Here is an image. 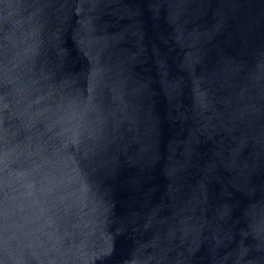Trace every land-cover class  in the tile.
Returning <instances> with one entry per match:
<instances>
[{
    "label": "water",
    "instance_id": "95a60500",
    "mask_svg": "<svg viewBox=\"0 0 264 264\" xmlns=\"http://www.w3.org/2000/svg\"><path fill=\"white\" fill-rule=\"evenodd\" d=\"M0 264H264V0H0Z\"/></svg>",
    "mask_w": 264,
    "mask_h": 264
}]
</instances>
